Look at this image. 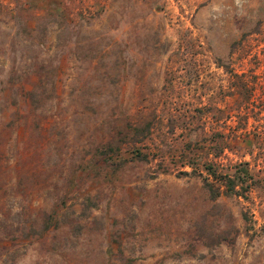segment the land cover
I'll return each mask as SVG.
<instances>
[{"label": "rangeland", "instance_id": "obj_1", "mask_svg": "<svg viewBox=\"0 0 264 264\" xmlns=\"http://www.w3.org/2000/svg\"><path fill=\"white\" fill-rule=\"evenodd\" d=\"M0 264H264V0H0Z\"/></svg>", "mask_w": 264, "mask_h": 264}, {"label": "trees", "instance_id": "obj_2", "mask_svg": "<svg viewBox=\"0 0 264 264\" xmlns=\"http://www.w3.org/2000/svg\"><path fill=\"white\" fill-rule=\"evenodd\" d=\"M149 130L150 126L145 125L141 129H133V132L134 135H139L148 133ZM207 174L213 181H210L209 177H206L203 179V184L212 200H216L221 195V192H224L228 196L243 197L248 190V183L251 180L249 169L244 164L236 167L232 175L217 173L212 167L207 168ZM221 188H223V191Z\"/></svg>", "mask_w": 264, "mask_h": 264}]
</instances>
